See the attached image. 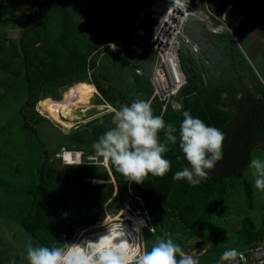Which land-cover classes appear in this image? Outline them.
Segmentation results:
<instances>
[{
	"label": "trees",
	"instance_id": "obj_1",
	"mask_svg": "<svg viewBox=\"0 0 264 264\" xmlns=\"http://www.w3.org/2000/svg\"><path fill=\"white\" fill-rule=\"evenodd\" d=\"M88 1L90 0H42L32 12L11 14L6 18V21L24 28L19 46L12 43L8 47V59H19L20 65L23 64L28 81V104L33 106L39 99L48 97L54 98L57 103H63V95L60 97L58 91L60 88L71 89L92 83L102 92L106 101L117 107L115 95L104 89L100 81V78L106 80L108 70L113 67L115 71L129 68L134 78L133 97L129 105L137 98L149 101L154 92L153 83L146 70L141 75L136 73L135 68L139 67L142 58L134 59V52L128 44L124 43L121 50L107 53L104 62L101 66L98 65L97 60L103 52L102 46L115 40L118 35L110 39L107 38L108 31L104 34L94 27L91 31L84 28L87 24L85 20L89 17V14L87 16L84 13ZM207 1L211 10L220 14L229 4L244 13L248 8L254 7L258 0ZM190 24L186 26L187 30ZM207 33L209 40L224 43V57L218 54L222 53L221 50L217 54L208 50L199 60V57H194L187 49H181L179 58L187 80L179 91V96L183 99L181 112H174L157 96L151 101L154 114L161 115L166 124L173 123L177 128L174 133L177 143H169V150L164 154L171 162L170 171L163 178L149 174L143 183L137 184L118 173L109 161V168L103 165L101 171H87L76 176L57 172L53 164L44 161L40 168L39 182L32 193V205L28 215L20 221L32 236L37 238L40 234L48 233L43 238L44 243L49 244H46L48 247L63 246L72 240L78 228L103 220L105 210L113 214L120 207L128 205L132 210L147 212V215H143L148 221V227L144 229V242L145 250H150L158 238H171L168 234L180 235L185 243L194 239L203 240L205 232L217 235L213 227L224 214L220 201H223L229 187L235 182L244 186L248 206L253 208L252 189L244 178V171L250 167L252 152L264 149V145L257 148L254 141L264 131V99L260 103L248 105L249 110H238L237 115L228 109L229 102L231 105L236 103L235 108L238 109L244 105L235 98L237 86L226 79L222 82L223 78L217 77L215 72L219 70L224 75L226 72L232 74L239 62H244L246 69L254 77L255 74L239 51L232 34ZM199 44L201 47V42ZM140 68L144 69L142 66ZM261 92L264 97V88ZM184 111H189L206 125L214 126L227 134L223 143V159L209 170L208 178L196 186L190 185L186 180L172 179L176 172L189 166L179 148L178 130ZM22 115L25 125H28V114ZM42 116L36 115L38 122L48 119ZM112 116L110 111L82 128L73 130L69 135L70 149L83 152L84 158L96 155L93 142L107 131L105 125ZM59 127L61 128L60 125ZM159 135L163 140L164 131ZM86 177L100 178L106 182L86 183ZM141 201L143 206L140 205ZM62 227H66L64 234L60 233ZM54 231H57L56 236L52 234ZM237 238L240 246L246 248L245 251L254 248L264 240V226L258 228L252 218L245 216L237 231Z\"/></svg>",
	"mask_w": 264,
	"mask_h": 264
},
{
	"label": "rangeland",
	"instance_id": "obj_2",
	"mask_svg": "<svg viewBox=\"0 0 264 264\" xmlns=\"http://www.w3.org/2000/svg\"><path fill=\"white\" fill-rule=\"evenodd\" d=\"M41 1L0 0V264H28L26 250L29 241L33 247L49 245L44 243L43 239L49 235L48 233L40 234L36 238L20 222L28 215L32 205V193L36 189V183L39 182L40 168L43 162L53 164L57 172L69 173L75 176L87 171L103 170L102 166L105 162L103 157L98 158L97 161L89 162V158H84L82 155V163L86 160V165H96H85V167L66 166L69 164L63 162L60 156L64 152L75 153L70 149L71 141L69 138L73 130L82 128L90 121L110 113L111 110L107 108L108 105L113 108H119L122 104H128L133 97L134 78L130 69L125 68L122 71H115L116 69L113 67V69L108 70L109 74L105 77L106 80L100 78V81L104 89L115 95L116 102L117 100L119 101L117 107L106 101L104 95L98 89L91 95L89 104L83 105L88 112L86 111L84 114L75 112L73 114L74 118H79V120L75 121L74 126L68 131H64L65 129L61 124L50 116V113L54 114L57 112V108L54 106V102H56L54 98L39 99L38 103L36 102L33 106L27 103L29 97L28 81L23 64L20 65L19 59L12 57L10 60L8 59V47L12 43L19 46V40L24 28L6 21V18L11 14L21 15L24 12H32L38 8ZM263 1L258 0L257 3L259 5L256 3L254 7L248 8L243 13L245 19L243 18L241 23L234 28L233 36L239 49L238 38L242 41L246 38L247 53L253 61L256 58L264 75V53L262 51V45H264V3H261ZM150 2L149 0H90L86 2L84 11L85 15L89 14V19L86 18L85 20L87 24L84 28L91 31L92 27H94L95 30H100L104 34L105 31H108L106 34L107 38L110 39L118 35L115 40L109 41L102 46L103 52L97 60L99 66L104 62L107 53L121 50L124 43L128 44L134 52L133 58H142L139 67L135 68L136 73L141 75L146 70L153 83L154 92L149 101L151 102L157 96L161 101H165L174 112L180 113L183 108V99L178 92L176 94L171 92V78L166 75V83L162 84L160 90H157L155 83L154 75L160 66L158 53L153 49L154 44L151 40V33L155 27L151 22L150 15L143 11ZM227 6L224 10H226ZM256 6L261 7L256 9ZM214 13L217 14L216 12ZM139 15H143L140 22L137 20ZM193 21L190 20L187 25ZM139 29H147L148 31L147 35L144 36L143 33L142 37L139 38L140 45H142L141 48H138L136 46L137 42L133 41V35L137 34ZM186 33L192 41L197 42L195 37L193 38L188 33L187 29ZM210 52H213V49ZM199 54L198 59L201 60V56H204V51H200ZM141 66L144 69H141ZM246 68L247 66L244 62H239L236 71L231 74L232 79L230 82L233 80L237 82L240 76L247 75L254 84L258 83L250 70ZM92 73L93 71L91 70L90 74ZM91 85L96 86L92 83ZM164 85L165 87H163ZM65 89L66 87L58 90L60 97L63 95V99L68 90ZM40 104L49 109V112L43 109ZM23 113L28 114V125H25ZM36 113L38 116L44 115L45 117H42L48 119L38 122ZM63 113V111L59 112L60 118L68 119L62 116ZM113 126L111 119L105 125V128L109 130ZM253 158L264 159V149L253 151ZM253 172L254 169L250 167L244 171V178L250 183L252 189L253 208L250 209L248 206L244 186L240 182H235L234 185L229 187L223 201H220V206L224 208V214L221 219H217L218 224H216L215 228L213 227L217 235L212 233L209 235L208 232H205L203 240L194 239L185 243L186 241L182 242L180 235L168 234L186 253L198 258L200 264H217L220 255L228 249L235 248L239 252L246 249L240 246V241L237 238V231L241 228L242 219L245 216L252 218L258 228L264 226V191L257 190L254 187L255 177ZM85 182L101 184L106 181L100 178L86 177ZM36 202H38V199ZM122 207L112 214L107 212L105 210L106 206H104L105 218L93 225L78 228L68 244L81 241L92 232H96L98 230L96 228L104 226L103 222L108 220L109 217L114 219L117 215H120L125 219L127 214H125ZM97 213L98 210L96 211ZM129 215L139 218L144 217L141 210H135ZM145 224L144 229L148 226V222H145ZM65 229L66 227L60 228V233L64 234ZM144 229L142 230V249L139 253L146 248L143 237ZM52 234L56 236L57 231ZM241 253L247 257V264H255L253 255L251 256L247 251ZM129 264H134V260ZM225 264H228V262H225ZM238 264H244V259L243 261L239 260Z\"/></svg>",
	"mask_w": 264,
	"mask_h": 264
},
{
	"label": "clouds",
	"instance_id": "obj_3",
	"mask_svg": "<svg viewBox=\"0 0 264 264\" xmlns=\"http://www.w3.org/2000/svg\"><path fill=\"white\" fill-rule=\"evenodd\" d=\"M112 113L114 126L93 142L95 152L109 161L128 181L141 184L149 174L163 178L171 169V162L164 154L169 150V143H177V136L174 135L176 126L173 123L166 124L161 115L154 114L150 101L139 98L130 105L122 104L119 108H113ZM182 115L178 130L179 148L189 166L176 172L172 179L186 180L196 186L207 179L209 170L223 159L226 137L220 129L206 125L189 111H184ZM161 131H164L163 140L159 135ZM249 166L254 169V187L264 191V159L253 158ZM143 219L148 222L147 217ZM124 237L122 228H115L108 230V234L100 236L95 242L33 247L29 241L26 259L28 264H129L130 244ZM243 259V254L232 248L220 255L217 264H238ZM134 264H200V261L186 253L171 238H158L150 250H144L134 258Z\"/></svg>",
	"mask_w": 264,
	"mask_h": 264
},
{
	"label": "bare ground",
	"instance_id": "obj_4",
	"mask_svg": "<svg viewBox=\"0 0 264 264\" xmlns=\"http://www.w3.org/2000/svg\"><path fill=\"white\" fill-rule=\"evenodd\" d=\"M143 15H139L137 20L140 22L141 17ZM159 21H162V18L158 19ZM143 31H141L142 33ZM141 33L134 34L133 35V41L137 42L136 46L138 48H141L142 45H140V37L142 36ZM175 31H171L170 26L162 25L160 22L155 28H153L151 33V40L154 44V50L157 51L160 61V66L163 67V70L160 69V66L157 68L154 78L155 83L157 85V90H160L162 88V84L166 83V75H168L171 78V84L170 88L173 93L177 91V88H182V80L181 78L184 77V74L181 70L176 71L177 63H176V56L175 53L172 51L170 44L175 41L174 38ZM167 74H166V73ZM159 77H157V76ZM165 87V85L163 86ZM96 87L91 84H84L77 86L75 88L68 89L64 96V102L63 103H57L54 102V106L57 108L56 113H50V116L65 130H70L73 126L75 121H78L79 118H74L73 114L75 112H79L80 114H84L87 110H85L84 104H89L91 95L95 93ZM158 92V91H157ZM177 93V92H176ZM54 101V100H53ZM40 106H42L40 104ZM43 109L47 110L49 112V109H46L44 106H42ZM111 112L113 107L108 105V107ZM63 111V117L68 118H60L59 112ZM88 112V111H87ZM80 153L79 152H64L61 157L65 158L68 164L78 163L80 159ZM107 165V161H106ZM112 222V223H111ZM111 223V224H110ZM104 226H98L96 229H98L96 232H92L88 237L81 241H77L75 243H82L83 241H97L100 236L108 234V230H112L115 228H122V230L125 233V239L129 242L130 247L128 248L129 252V263L134 260V258L138 255L139 251L142 249L141 247V240H142V230L146 226L144 219L139 217H134L129 214H127V217L125 219L122 218V216L117 215L114 219H111L110 217L108 220L103 222ZM87 232V231H84ZM83 232V233H84ZM91 232V231H90ZM87 234V233H86ZM108 243H111V241H108Z\"/></svg>",
	"mask_w": 264,
	"mask_h": 264
},
{
	"label": "built area",
	"instance_id": "obj_5",
	"mask_svg": "<svg viewBox=\"0 0 264 264\" xmlns=\"http://www.w3.org/2000/svg\"><path fill=\"white\" fill-rule=\"evenodd\" d=\"M143 11L150 15L154 27L161 22L162 25L170 26L171 31H175V41L170 44V47L176 56L175 60L178 64L176 71L179 68L182 72L183 70L179 58L181 49H187L196 58L199 57L201 51L199 42L192 41L186 33V25L190 20L198 21L204 26L205 30L211 34L222 35L229 33L234 35V28L241 23L243 18L245 19L243 12L232 4H229L224 12L215 14L209 7L207 0H151L150 4H148ZM159 18H162V21H159ZM141 31L143 32L141 33ZM138 33H141V35L144 33L145 36L148 34V31L147 29H139ZM161 67L162 66H160V69L163 70V67ZM181 80L183 82L182 85L185 86L187 83L186 76L184 75ZM180 90L181 88H177L176 92L179 93ZM176 92L174 94H176ZM79 153L81 155L80 159H82L83 152ZM88 158L89 162H94L98 160L99 155L96 154L95 156H90ZM62 159L63 162L67 163L65 158ZM104 161V166L108 167V161L107 165L106 160ZM79 163H81V160L74 164ZM85 163H87L86 160L81 164ZM140 205L143 206L142 201L140 202ZM122 208H124L125 214L133 212L128 205H124ZM144 215H147L146 211H144ZM246 251L249 252L251 256H254L255 264H264V242H261L256 247L247 249ZM246 251L244 250L241 252ZM243 257L244 264H247V257L245 254H243Z\"/></svg>",
	"mask_w": 264,
	"mask_h": 264
},
{
	"label": "crops",
	"instance_id": "obj_6",
	"mask_svg": "<svg viewBox=\"0 0 264 264\" xmlns=\"http://www.w3.org/2000/svg\"><path fill=\"white\" fill-rule=\"evenodd\" d=\"M261 3H264V1L261 2ZM257 5H259V3H257ZM260 7L256 6V9H260ZM263 8H264V6H263ZM188 33L192 37H195L196 40L201 42L202 52L204 50H206L208 52V50L213 49V52H215L217 54L221 50L222 53L221 54L218 53V54L222 55V57H224V54H223L225 52V50L223 51L224 43H222V42H220V43L217 42L216 43V41L209 40V35H208L207 31L205 30L204 26L201 23H199L197 21H193L190 24V27L188 28ZM238 42H239V47L241 49V51H240V49H239V51L241 52V54L245 58V60L248 63V65L254 71L255 78H256L258 83H255L256 84L255 85L250 80V78L247 77V75L240 76V78L237 79L238 80L237 82H235L234 80L231 81L234 84V86H237V88H238L237 91H236L237 95H236L235 98L240 101V104L244 105L243 108L238 109V108H235V105H237L236 103H233V105H231V103L229 102L230 106H228V109L232 110L234 115H237L238 110H240V111H242L243 109L244 110L245 109L249 110V108H248L249 106L248 105H252V104H254V102H259L260 103V100L264 99L263 94L261 92V89L264 88V75H263V72L259 68L260 64L257 63L256 58L253 61L250 58L249 54L247 53L246 46H245L246 38L243 41L238 38ZM262 46H263L262 47V51L264 53V45H262ZM257 47L260 48L259 45H257ZM204 53H205V51H204ZM215 75L217 77H219V78H223L222 82H224V79H226L230 83V80L232 79L230 72H226L225 75H224L221 72H219V70H218V71L215 72ZM228 77H230V78H228ZM248 100H251V102H248ZM246 111H244V112H246ZM241 116H242V113H241ZM236 119H234V120H236ZM229 131H231V130H229ZM226 135L227 134H225V136ZM245 138H246V136H245ZM254 141L257 144L256 145L257 148L259 146L264 145V131L262 132V134H260L257 137H255ZM256 150H258V149H256ZM251 155H253V152H252Z\"/></svg>",
	"mask_w": 264,
	"mask_h": 264
}]
</instances>
